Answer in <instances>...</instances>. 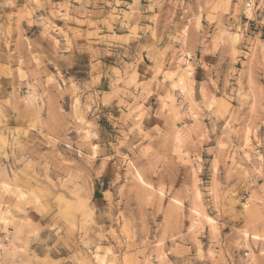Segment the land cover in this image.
Segmentation results:
<instances>
[{
    "label": "clouds",
    "instance_id": "obj_1",
    "mask_svg": "<svg viewBox=\"0 0 264 264\" xmlns=\"http://www.w3.org/2000/svg\"><path fill=\"white\" fill-rule=\"evenodd\" d=\"M0 264H264V0H0Z\"/></svg>",
    "mask_w": 264,
    "mask_h": 264
}]
</instances>
